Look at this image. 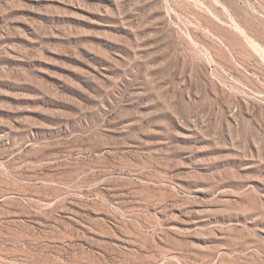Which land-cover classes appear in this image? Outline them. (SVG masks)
<instances>
[{
    "label": "rangeland",
    "instance_id": "374dc122",
    "mask_svg": "<svg viewBox=\"0 0 264 264\" xmlns=\"http://www.w3.org/2000/svg\"><path fill=\"white\" fill-rule=\"evenodd\" d=\"M0 264H264V0H0Z\"/></svg>",
    "mask_w": 264,
    "mask_h": 264
}]
</instances>
